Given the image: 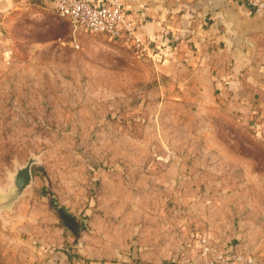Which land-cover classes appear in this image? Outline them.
<instances>
[{
	"label": "rangeland",
	"instance_id": "374dc122",
	"mask_svg": "<svg viewBox=\"0 0 264 264\" xmlns=\"http://www.w3.org/2000/svg\"><path fill=\"white\" fill-rule=\"evenodd\" d=\"M7 1L0 264L58 252L198 260L204 236L264 264V77L163 63L124 38L75 31L54 0ZM32 157V181L12 199ZM65 212L83 221L78 231Z\"/></svg>",
	"mask_w": 264,
	"mask_h": 264
},
{
	"label": "crops",
	"instance_id": "0c3cea01",
	"mask_svg": "<svg viewBox=\"0 0 264 264\" xmlns=\"http://www.w3.org/2000/svg\"><path fill=\"white\" fill-rule=\"evenodd\" d=\"M7 2L0 0V10ZM121 2L150 57L168 64L187 59L192 65L207 67L212 76L216 67L220 73L231 67L230 77H264V13L256 12L249 0ZM49 255L48 264H160L126 256L107 262L60 252ZM166 264H183V256Z\"/></svg>",
	"mask_w": 264,
	"mask_h": 264
},
{
	"label": "built area",
	"instance_id": "2783aa9c",
	"mask_svg": "<svg viewBox=\"0 0 264 264\" xmlns=\"http://www.w3.org/2000/svg\"><path fill=\"white\" fill-rule=\"evenodd\" d=\"M251 7L264 13V0H249ZM58 15L68 19L75 31L102 33L114 39L132 41L140 55H148V48L136 35L133 20L121 0H54ZM211 239H198L199 257L196 260L189 251L182 253L183 264H258L256 257L248 252L228 253Z\"/></svg>",
	"mask_w": 264,
	"mask_h": 264
},
{
	"label": "water",
	"instance_id": "95a60500",
	"mask_svg": "<svg viewBox=\"0 0 264 264\" xmlns=\"http://www.w3.org/2000/svg\"><path fill=\"white\" fill-rule=\"evenodd\" d=\"M35 162L36 159L32 157L29 159L26 165L18 167L17 172L14 175L15 194L12 199L18 197L24 191V189L31 183L33 178L32 165Z\"/></svg>",
	"mask_w": 264,
	"mask_h": 264
},
{
	"label": "trees",
	"instance_id": "16d2710c",
	"mask_svg": "<svg viewBox=\"0 0 264 264\" xmlns=\"http://www.w3.org/2000/svg\"><path fill=\"white\" fill-rule=\"evenodd\" d=\"M62 210H64V207L60 209V211ZM61 217L63 218L65 225L71 228L72 230H74L75 232L78 231L80 227L83 226V223H82L83 221H77L76 217H74V215H72L69 212L62 213Z\"/></svg>",
	"mask_w": 264,
	"mask_h": 264
}]
</instances>
